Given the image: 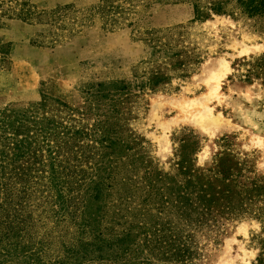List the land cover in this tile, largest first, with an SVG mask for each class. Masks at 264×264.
Returning <instances> with one entry per match:
<instances>
[{
  "label": "rangeland",
  "instance_id": "rangeland-1",
  "mask_svg": "<svg viewBox=\"0 0 264 264\" xmlns=\"http://www.w3.org/2000/svg\"><path fill=\"white\" fill-rule=\"evenodd\" d=\"M246 1L0 0V264H264Z\"/></svg>",
  "mask_w": 264,
  "mask_h": 264
},
{
  "label": "trees",
  "instance_id": "trees-1",
  "mask_svg": "<svg viewBox=\"0 0 264 264\" xmlns=\"http://www.w3.org/2000/svg\"><path fill=\"white\" fill-rule=\"evenodd\" d=\"M242 5L244 6L245 11L247 13L251 14V15H256V14H258L260 12H264V0H248V1L244 2V3H242ZM24 142H25V140H23L22 142L16 144V147L14 149V151H16L15 152V156H17L18 159L22 158V157H24L26 155V151H27L28 147H25ZM1 181L2 180H0V182ZM22 183H25V187L24 188L26 189V191L27 190L30 191V186L29 185L31 184V181L30 180H22ZM1 187H2V185H1ZM55 187L58 189V191H60L59 187L57 185ZM8 191H9V189L6 190V184H4L3 188H0V210H1L0 212H2V211L3 212H7L5 215L3 214L4 218H2L3 215L0 216V219L3 222V223H1L0 226H2L3 224L10 223L9 220L11 221V217L8 214V210L9 209L5 210L6 206H13L14 210H18V206H21L23 204V202H21V201L17 204V203L14 202L13 199L10 200L11 198H10L9 194H7ZM60 197H61V194H60ZM14 219H16V216H14ZM5 231L7 232V234H4ZM10 231H11V229L9 228V226H7L6 228H3V229L0 228V235L4 234V237H6L7 239H10L11 238L10 237ZM8 235H9L10 238H8ZM8 245H13V244L12 243L11 244L7 243V246ZM8 251H7V253H8ZM8 255H9V253H8Z\"/></svg>",
  "mask_w": 264,
  "mask_h": 264
},
{
  "label": "bare ground",
  "instance_id": "bare-ground-1",
  "mask_svg": "<svg viewBox=\"0 0 264 264\" xmlns=\"http://www.w3.org/2000/svg\"><path fill=\"white\" fill-rule=\"evenodd\" d=\"M223 69L222 70H224V71H222V74L220 75H216L217 77H216V79H217V82H218V84L216 85V88H215V90L216 91H218L219 89H220V81H221V79L225 76V74L227 73V71L229 70V68L225 65V67H222Z\"/></svg>",
  "mask_w": 264,
  "mask_h": 264
}]
</instances>
